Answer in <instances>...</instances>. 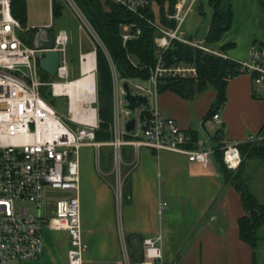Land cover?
<instances>
[{
	"label": "built area",
	"instance_id": "1",
	"mask_svg": "<svg viewBox=\"0 0 264 264\" xmlns=\"http://www.w3.org/2000/svg\"><path fill=\"white\" fill-rule=\"evenodd\" d=\"M10 1L0 0V264H19L39 259L45 251L44 229L65 232L70 245L66 255L68 264H84L88 245L84 241L80 214V150L109 147L114 152L115 167L122 161V147L136 153L141 148L157 153L172 152L187 156L189 162L204 163L215 150L196 148L190 132L180 130L176 121L163 115L156 105L158 87L163 80L196 81L199 73L195 65L171 64L163 55L171 43L176 42L224 60L230 58L204 41L193 42L185 37L182 26L193 14L199 0H177L172 13L167 16V20L174 24L173 28L147 20L156 33L155 65L149 69V79L119 80L106 48L83 16L82 23L102 48L112 76V138L106 143L97 142L95 133L100 127L98 80L90 55L79 56V78L76 81L82 82V86L72 98L66 93V87L74 82L69 79L66 61L68 37L65 32H59L57 36L53 34V51L60 55L58 72L53 78L50 77L52 80L40 78L36 55L46 50H38L22 40L19 35L21 25L11 14ZM109 1L142 19L143 13L148 8L152 9L154 4L151 0ZM48 29L51 30V26ZM121 30L124 47L141 34L136 25L124 24ZM94 55L97 63L95 50ZM128 60L133 67L138 66L136 60L130 57ZM234 62L241 75L250 77L252 87L264 90V47L251 45L246 58ZM54 78L63 81H54ZM124 83L128 84L132 96L140 95L148 99L149 108L141 107L135 112L133 134L125 130L131 113L125 109ZM44 88L48 89L53 99H66V117L43 97L41 90ZM210 121L219 129L222 127L218 111ZM261 142H264V135L257 134L248 136L242 142L233 141L220 146L218 149L222 152L225 168L228 171L238 170L242 165L240 147L244 143L256 145ZM117 183L121 198V179ZM48 189L70 195L48 209L49 205L43 198ZM22 203L31 205L33 212H29V207L22 206ZM164 207L165 203L160 204L159 214ZM163 247L159 235L155 239L143 240L139 264H164Z\"/></svg>",
	"mask_w": 264,
	"mask_h": 264
},
{
	"label": "crops",
	"instance_id": "2",
	"mask_svg": "<svg viewBox=\"0 0 264 264\" xmlns=\"http://www.w3.org/2000/svg\"><path fill=\"white\" fill-rule=\"evenodd\" d=\"M223 1L220 9L225 11L227 5ZM229 2L233 12L231 29L225 32L218 43L212 44V48L232 59L230 53L242 46V40L239 38L247 36L242 60L246 58L251 45L264 43V0ZM155 4L154 2L153 7ZM201 8L202 3L198 1L194 12L200 15ZM152 10L154 13L155 8ZM157 14L154 13L158 22ZM238 21L241 23L237 24ZM209 24L202 38L195 41H204ZM49 26L51 25L46 27ZM227 44L233 46L222 50ZM94 50L95 48H92L88 53H80L79 56L89 54L92 58L90 61L96 66ZM78 78L79 66L78 76L71 81ZM226 88V104L218 110L222 127L219 129L211 123L214 126L212 136L207 134L206 137H200L196 130L200 127L205 129L202 121L214 104L215 90L211 93L204 92L191 100L166 91L158 95L156 105L163 115L176 121L180 130L197 135L196 148L215 150L229 142H242L250 135L259 134L264 123L263 102L253 98V93H258V90L252 87L248 75L240 74L228 80ZM194 124H198L196 130L191 128ZM123 161L132 164L116 166L129 182L130 194L122 204L119 219V228L128 242L138 243L140 240L161 236L164 244V264H264V222L255 231L257 242L254 248L239 239L238 220L245 216V210L240 194L224 179L215 154L207 156L204 163L196 164L189 162L185 155L172 152L157 153L141 148L138 153L134 152L133 157H127ZM112 163L114 165L113 159ZM163 203L166 207L159 214V206ZM95 209L97 229L110 231V222H114L112 210L104 206ZM89 232L93 233L92 230ZM63 234L62 243L68 251V236L65 232ZM113 244V252L109 253L105 248L102 257L90 264H122V248L116 238ZM44 246L45 251L39 259L20 264L40 262L54 250L45 240ZM63 260L68 264L65 257Z\"/></svg>",
	"mask_w": 264,
	"mask_h": 264
},
{
	"label": "trees",
	"instance_id": "3",
	"mask_svg": "<svg viewBox=\"0 0 264 264\" xmlns=\"http://www.w3.org/2000/svg\"><path fill=\"white\" fill-rule=\"evenodd\" d=\"M75 1L81 14L89 22L93 31L96 32L99 40L104 46L113 62L116 70V75L120 79L126 80H148L149 69L155 65V51L156 47L154 40L156 38L155 29L148 25L147 20L155 21L156 17L153 10L148 8L143 14L144 18H140L136 15L129 14L123 7L117 6L114 3L106 0L104 3L100 0H73ZM152 2L159 0H151ZM169 7L167 10L168 15L172 13L174 5L177 0H169ZM223 0H208L211 11L213 12L209 30L206 34L204 42L210 47L212 44L218 43L225 32L231 29V22L233 18V12L230 8L225 11L220 9V5ZM11 14L21 26L26 25V8L25 3L22 0H11ZM62 5L59 2L52 1L51 17L57 19L62 12ZM158 23L162 27L173 28V22L167 20L162 12L159 11ZM124 24L136 25L140 28L141 34L122 45L121 26ZM33 31V30H32ZM35 33V32H34ZM36 34V33H35ZM29 40V44H32L33 38ZM264 47V43H260ZM233 44H227L222 48L226 49L232 47ZM96 53V77L98 80V107H99V130L95 133L97 142L106 143L111 140L110 124H111V98H112V76L110 74L109 62L107 61L105 54L100 46L95 48ZM128 57L137 61L138 66L133 67L128 60ZM163 58L171 64L174 63H186L193 64L197 68L199 73L196 81L194 80H174L167 78L163 80L159 85V94L171 91L180 98L191 100L198 95L203 94L208 88H214L216 92V98L213 102L211 109L204 117L205 121H210L211 117L219 109L223 108L226 104V85L228 80L240 75L238 65L230 59H222L213 55L203 53L198 49H193L185 44H179L172 42L170 48L165 52ZM40 78L48 80L49 76L46 73L40 71ZM48 89L41 90V94L46 98ZM50 95V93H48ZM253 98L263 102L264 108V91L263 93H253ZM51 104V103H50ZM52 105V104H51ZM264 117V116H263ZM220 130H218L219 132ZM193 141L197 142V135L194 132H190ZM259 134L264 135V123ZM220 147V146H219ZM215 148V155L217 164L220 171L223 174L224 179L231 183L235 190L241 196L242 207L245 210V216L238 220L239 224V239L248 244L251 248H254L257 239L255 238V231L262 226L264 222V204H260L255 195L251 193L246 185H241L238 179H230L233 171H228L225 165L222 163V152ZM242 161L244 159H256L264 161V142L259 144L244 143L240 147ZM112 156L108 155L104 161L105 166L111 163ZM242 163V162H241ZM243 165V163H242ZM241 165V166H242ZM241 166L239 169H241ZM238 169V170H239ZM129 184L125 188L124 197L127 199L129 196ZM142 240L138 243L141 244ZM141 261L140 253H137L134 263L139 264Z\"/></svg>",
	"mask_w": 264,
	"mask_h": 264
},
{
	"label": "rangeland",
	"instance_id": "4",
	"mask_svg": "<svg viewBox=\"0 0 264 264\" xmlns=\"http://www.w3.org/2000/svg\"><path fill=\"white\" fill-rule=\"evenodd\" d=\"M25 3L26 8V18L27 23L24 26H21L20 37L28 45L29 40L37 30L42 29L48 25H51V32L57 36L59 32H65L68 41L65 45L66 47V61L69 66V79L72 80L78 76V57L80 53H88L92 48H96L98 45L94 40L91 33L85 28L82 23L83 15L78 9L75 1L73 0H22ZM52 1L59 2L63 9L61 15L53 20L51 17V8ZM101 3L106 0H100ZM202 3V8L200 10L201 14L199 15L196 11L193 15H190L186 23L182 26L183 34L192 39L193 41L200 38L210 23L212 12L211 7L209 6L208 0H199ZM154 13L157 14L162 12L166 17L168 15L167 10L169 7V0H159L156 1ZM225 2L226 9L232 8L231 2L229 0ZM176 5V3H175ZM174 5V6H175ZM262 8V7H261ZM225 9V10H226ZM264 13V11H262ZM158 15V14H157ZM85 18V17H84ZM82 19V20H81ZM84 21V20H83ZM156 21V20H155ZM241 21H238L237 24H240ZM36 28V29H30ZM48 28V27H47ZM33 30V31H32ZM239 30V29H238ZM35 32V33H34ZM88 38V39H87ZM202 38V37H201ZM247 36H242L239 38L242 46L238 47V50L230 53V57L234 61H241L243 54V47L247 42ZM259 44V42L255 43ZM32 44H30L31 46ZM49 80H52L48 77ZM54 81H63L61 79H53ZM214 88H208L207 92H212ZM262 88H258V92L263 93ZM49 93V91H48ZM46 94V100L52 104V107L57 110L59 114L66 117L68 115V108L66 99H53L50 95ZM153 103V99L152 102ZM206 116V115H205ZM204 116V117H205ZM204 122V128L200 127L198 130L197 125L192 126L191 128L197 131L200 137H206L207 134L213 135L214 126L210 121ZM207 148V147H206ZM80 192L79 199L81 200V214H82V229L84 234V240L88 245V250L84 256V264H90L96 262L98 257H102L104 249L107 251L113 252L114 250V239L118 242L119 246L122 248V264H134L137 253L142 251V242L141 244L134 242H128L127 238H124L122 235L121 228H119V219L122 214L123 209L122 204L125 200L124 193L125 188L128 185V179L125 178L124 173L119 172V169L112 165L111 163L108 167H104V161L107 159L108 155L111 154L112 159L114 158L113 149L107 148H82L80 150ZM134 152L128 147H122V161L119 165L131 166V163L124 162L123 160L127 157H133ZM111 159V160H112ZM125 163V164H124ZM133 163V162H132ZM243 165L241 169L233 171L230 179L236 178L241 185H246L247 189L253 193L256 199L264 202V161L256 159H244L242 161ZM118 167V166H117ZM117 169V172L115 171ZM121 173V174H120ZM115 177V181H114ZM121 179L122 188H121V198H119V189L117 188V182ZM70 194L66 192H58L48 189L44 192L43 198L46 200L48 209L54 207L55 203L58 200L67 198ZM261 202V203H262ZM260 203V202H259ZM260 203V204H261ZM24 207H29V212H33V207L28 203L21 204ZM105 207L108 210H112L114 222H110V231H103L97 229L95 216L96 209L95 207ZM94 219H93V218ZM95 224V225H94ZM89 230H92L93 233H90ZM45 231L44 240L48 246L53 247V251L47 254L40 262H35L31 264H65L64 257L66 258L67 248L62 243L64 234L60 232H50ZM121 231V232H120ZM119 232L120 234V243H119ZM132 244V246H130ZM68 252V251H67ZM18 264V263H11ZM20 264V263H19Z\"/></svg>",
	"mask_w": 264,
	"mask_h": 264
},
{
	"label": "water",
	"instance_id": "5",
	"mask_svg": "<svg viewBox=\"0 0 264 264\" xmlns=\"http://www.w3.org/2000/svg\"><path fill=\"white\" fill-rule=\"evenodd\" d=\"M53 44L54 35L52 32H50V29L44 27L37 30L32 41V46L38 50H46L43 54L38 53L36 55V58L39 69L51 78L56 76L60 65V55L59 52L53 51ZM123 88L126 92V95L123 97L126 103L125 109H127L131 113L130 119L125 126V130L129 134H133L135 130V112L141 107L149 108L148 99L140 95L132 96L127 83L123 84Z\"/></svg>",
	"mask_w": 264,
	"mask_h": 264
},
{
	"label": "bare ground",
	"instance_id": "6",
	"mask_svg": "<svg viewBox=\"0 0 264 264\" xmlns=\"http://www.w3.org/2000/svg\"><path fill=\"white\" fill-rule=\"evenodd\" d=\"M82 86V82L74 81L71 85L66 87V93L70 95L72 98L79 93V89Z\"/></svg>",
	"mask_w": 264,
	"mask_h": 264
}]
</instances>
